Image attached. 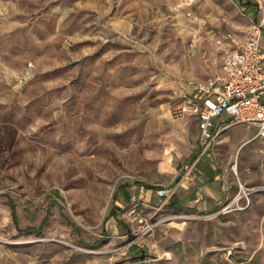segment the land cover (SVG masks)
<instances>
[{
    "label": "rangeland",
    "instance_id": "obj_1",
    "mask_svg": "<svg viewBox=\"0 0 264 264\" xmlns=\"http://www.w3.org/2000/svg\"><path fill=\"white\" fill-rule=\"evenodd\" d=\"M249 2L0 0V264H264L260 144L220 136L211 198L185 110Z\"/></svg>",
    "mask_w": 264,
    "mask_h": 264
},
{
    "label": "built area",
    "instance_id": "obj_2",
    "mask_svg": "<svg viewBox=\"0 0 264 264\" xmlns=\"http://www.w3.org/2000/svg\"><path fill=\"white\" fill-rule=\"evenodd\" d=\"M252 2L256 16L246 39L238 40L231 35L233 47L227 51L220 71L205 81L190 83L191 97L185 110L196 115L199 128L192 166L214 154L220 136L235 125L252 133L247 143L258 141L264 158V0ZM174 192L169 187L157 190L159 196L167 197ZM239 196L225 205L224 210Z\"/></svg>",
    "mask_w": 264,
    "mask_h": 264
},
{
    "label": "crops",
    "instance_id": "obj_3",
    "mask_svg": "<svg viewBox=\"0 0 264 264\" xmlns=\"http://www.w3.org/2000/svg\"><path fill=\"white\" fill-rule=\"evenodd\" d=\"M131 25H132V22L128 18H117V19H115L113 21V26L116 29H118V30L123 29V28L124 29H129ZM213 155L214 154H208V155L205 156L206 158H208V159H206L208 163L207 164L205 163V169H207L206 172H205V190H207L209 193H211V195H210L211 198L214 197V193H213V191H211L212 189H210V187H208V186L211 183H213L215 180H218L219 175H220L219 171H218V168H217V165H216V163L214 161V156ZM195 166H193V167H195ZM233 167H232V170L234 171ZM236 167H237V171H234V173L238 172V166L236 165ZM196 200H197L196 198H193V199H191V202L196 201ZM226 201L227 200H225V202ZM208 203L211 204V202L208 201V199H206L205 200V208H207Z\"/></svg>",
    "mask_w": 264,
    "mask_h": 264
},
{
    "label": "trees",
    "instance_id": "obj_4",
    "mask_svg": "<svg viewBox=\"0 0 264 264\" xmlns=\"http://www.w3.org/2000/svg\"><path fill=\"white\" fill-rule=\"evenodd\" d=\"M248 5H249V6H252V5H253V3H250V2H249V3H248ZM148 188H152V187H151V186H149ZM14 218L16 219V217H15V216H14Z\"/></svg>",
    "mask_w": 264,
    "mask_h": 264
},
{
    "label": "bare ground",
    "instance_id": "obj_5",
    "mask_svg": "<svg viewBox=\"0 0 264 264\" xmlns=\"http://www.w3.org/2000/svg\"><path fill=\"white\" fill-rule=\"evenodd\" d=\"M233 169H234V171H237V167H236V165H234ZM245 194H246V193H245Z\"/></svg>",
    "mask_w": 264,
    "mask_h": 264
}]
</instances>
